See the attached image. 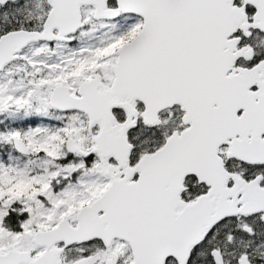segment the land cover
Masks as SVG:
<instances>
[{
	"label": "water",
	"instance_id": "water-1",
	"mask_svg": "<svg viewBox=\"0 0 264 264\" xmlns=\"http://www.w3.org/2000/svg\"><path fill=\"white\" fill-rule=\"evenodd\" d=\"M47 1L50 10L41 32L20 30L0 38V68L30 41H69L66 36L83 26L81 6H93L95 19L115 18L120 11L143 19L140 31L116 51L110 88L98 90L96 77L79 86V96L61 83L49 97L53 107L80 109L88 113L90 123L99 122L94 150L102 158L115 157L123 175L115 177L106 168L110 183L80 207L75 225L63 217L50 228L36 230L33 241L45 247L40 254L31 257L28 250L9 248L0 252V264H60L63 247L55 243L63 241L66 246L93 238L106 246L114 238L128 241L133 260L125 264H165L168 258L187 264L192 247L225 218L259 212L264 218V187L258 178L246 182L229 173L217 152L219 144L231 136L229 155L248 162L264 161V138L253 135L250 147H240L232 135L247 125L248 118H237L229 101L217 102L221 80L224 84L249 80L246 69H242L246 74H226L242 53L234 52L239 40L232 35L238 27L250 25L264 32V0H245L256 7L251 23L242 7L232 6L233 0H116L114 9L107 8L108 0ZM256 68H264V63ZM227 90L224 86L223 92ZM134 99L143 103V119L148 124L159 122V109L179 103L184 110L182 121L189 125L131 166L132 143L126 132L138 113ZM117 106L126 111L123 122H117L112 111ZM254 119L255 129H264L257 113ZM71 141L67 138L65 145L73 150ZM12 144L17 152L30 151L20 136H13ZM135 171L137 177L131 180ZM186 175H194L207 186L193 200L182 197ZM229 175L233 183L228 185ZM211 254L215 264H226L220 249L213 248ZM91 260L88 255L72 264H91ZM238 264H250L248 254H241Z\"/></svg>",
	"mask_w": 264,
	"mask_h": 264
},
{
	"label": "rangeland",
	"instance_id": "rangeland-1",
	"mask_svg": "<svg viewBox=\"0 0 264 264\" xmlns=\"http://www.w3.org/2000/svg\"><path fill=\"white\" fill-rule=\"evenodd\" d=\"M19 7L30 15L34 28L41 26L50 10L47 0H22ZM84 8L85 24L71 35L72 42L34 43L0 72V252L13 248L29 250L32 256L41 253L44 246L33 241L32 233L56 225L62 217L75 225L79 207L99 196L110 183V175L104 172L107 164L112 173L122 169L116 158L103 159L92 149L93 136L99 131L97 122L89 126L85 112L62 111L48 101L55 84L64 82L75 94L80 81L95 72H100L103 83L110 85L114 76L112 65L117 58L115 50L132 38L142 23L140 18L131 16L94 20L93 8ZM263 41L261 38L259 42ZM115 109L118 115L120 111ZM172 115L163 120V135L183 126L181 119L177 115L171 118ZM147 124L140 121L129 132L134 143L131 162L139 154L155 149L150 143L151 126ZM13 135L24 139L29 154L13 149ZM68 136L88 153L69 152L65 147ZM9 205L22 214L19 230L3 224ZM235 222L241 229L248 227L246 236L220 233L213 245L210 241L197 245L199 249L194 254L198 260L188 264H215L213 248L223 252L226 264H238L244 253L248 254L250 264H264L263 215L236 216ZM55 246L64 247L59 253L63 264H72L88 255H92L91 264H106L107 259L111 264L133 260L129 242L120 238H114L107 246L98 238L67 246L60 241ZM167 262L177 264L173 258Z\"/></svg>",
	"mask_w": 264,
	"mask_h": 264
},
{
	"label": "flooded vegetation",
	"instance_id": "flooded-vegetation-1",
	"mask_svg": "<svg viewBox=\"0 0 264 264\" xmlns=\"http://www.w3.org/2000/svg\"><path fill=\"white\" fill-rule=\"evenodd\" d=\"M21 1L22 0H8L5 3H0V38L2 36L7 35L9 32H15V31H20V30L29 31V32L30 31L41 32L43 30V23L44 22L41 24L40 27L34 28L35 25H32V22L30 21V15L26 11L21 12L19 10L20 9L19 6H20ZM108 2H109V0H108ZM234 5L243 8V10H244V12H245V14L247 16V21L249 23H251L252 22V17H253V15L255 13V10H256V7L253 4L245 2V0H233L232 6H234ZM116 6H117V4H116ZM116 6H110L109 3H108L107 8L108 9H114V8H116ZM84 7L93 8V6H81V12L80 13H81V16H82L83 26L85 24L84 21H83V15H82V9ZM93 11H94V8H93ZM130 16L131 17L140 18L141 22L143 23V19H142L141 16L136 15V14H131V13H128V12L120 11L119 14L115 18H102V19H95L93 17V13H92V17H93L94 20H105V19H107V20H115L117 18H125V17H130ZM14 18H16V19H14ZM142 23H141L140 29L142 27ZM83 26H81L80 28H82ZM80 28H78L77 30H79ZM140 29L137 31V33L140 31ZM75 32H73V33H71V34L66 36V38H69V41L68 40H65V41H63V40L62 41H58V40H54V41L38 40V41H30V42H28L20 51H16V52L13 53V55H12L13 57L10 59V61L6 62L0 68V72L4 71L7 68V66H9L11 63H14L17 59H19L21 57V55L24 54V52L27 49H29V47L32 44H34V43H46L47 44V43H53V42H56V41L70 43L73 40V37L71 35L74 34ZM53 33L54 34H58V30L54 29ZM232 37L238 38V40H239L238 43H237V46H236V50H234V52L235 51H239V52L241 51L242 53L241 54H237V56L234 59L232 65L227 70L226 74L227 75H230V74H246L244 72V70H242V69H246V70L250 71L249 75H246V78L249 79V80L242 81V82H237V83H228V84H224L223 81L221 80L218 83V86H217V102L218 101H223V100L229 101L232 104V106H234V113L237 116V118H240L241 116H246L248 118V123H246L247 125H245L244 128H242V129H239L240 127L236 128L237 130L235 129V133H234V135H232L238 140V144L240 145V147L245 148L246 146L250 147V145H251V143L253 141V135H258V136H260L261 139L264 138V129H261L260 126H258V129H255V126L253 125V124H255V119L254 118H255V114L257 113L260 116V118H261V121L259 122V125L262 124L264 126V68H256L261 63H264V41H263V43L259 42L261 38L264 39V32H262L258 28H254L253 26L250 25L249 27H246V28L238 27L236 29V31L233 33ZM125 42H127V41H125ZM117 49L115 50V54H117L116 53ZM117 57H118V54H117ZM116 60H117V58H116ZM116 60H115V62H116ZM113 72H114V68H113ZM114 76H115V74H114ZM114 76H113V79H114ZM96 77H98L99 82H100V84L97 86L98 90H104V89H107V88L111 87L113 79H112L110 85H108V86L105 85L103 83V81H102V75H101L100 72H95L89 78H86V79H83L82 81H80V83L78 84V88H77L75 94L70 91V86L68 84H66L64 82H60V83H57V84H61V83L66 84V86L69 89V93L70 94L75 95V96H79L80 95V93L78 92L79 86L83 82L88 81V80H90L92 78H96ZM57 84H55L53 86V88ZM224 86H228V90H227L228 92L227 91L223 92ZM53 88H52V90H53ZM52 90H51V92H52ZM51 92H50V94H51ZM50 94H49V97H50ZM133 105L137 109L138 113H137V115L135 117H133V119H135L134 125L129 127L127 129V132H126L129 142L132 143L131 153H132V150L134 148V143L130 139L129 132H130V130L132 128L136 127L137 124L140 121H143L144 123H146L144 121V119H143V114H142L143 111H144L143 103L140 100H138V99H134L133 100ZM54 108H56V107H54ZM115 108H117V111H120V112H118V115H116V113H115V111H116ZM56 109H59V108H56ZM70 109H76V108H69V109H66V110H70ZM59 110H62V109H59ZM66 110H62V111H66ZM77 110H80V109H77ZM81 111H83V110H81ZM112 111H113V113H114V115L116 117V121L117 122L125 121V119H126V111L122 107H119V106L113 107ZM83 112H85V111H83ZM85 113L88 116V125L89 126H91L92 124H94L96 122L99 124L98 121H94V122L90 123V117H89L87 112H85ZM170 113L173 114L174 116L177 115L179 117V119H181V122H182L183 126L180 127V128H177V129H176V127H174V129H172L171 131H168L165 135H163L162 128L165 129V127L162 126L163 125L162 123H163V120L166 117V115H170ZM122 114H124V116ZM157 114H158V117H159V122L156 123V124H147V125L151 126L150 127V129L152 131V135L151 136H153V137H151L152 139H151L150 143L153 144V147H155V149H153L152 151H149V152H145L141 156H138L137 159L135 160V162L134 161L131 162L130 161V157L131 156H129V164L131 166L135 165V163L144 154L153 153L154 151L159 149L166 142L167 138L172 133H174V132L180 133L183 129H185L189 125V124H184L183 121H182L184 110L181 108V105L179 103H173L172 105H169V106H167V107H165L163 109L161 108V109L158 110ZM173 115L171 116V118L173 117ZM99 132H100V124H99V131L93 136V140H94V146L92 147L93 150H94V147L96 145L95 136ZM13 136H15V135H13ZM13 136H12V138H13ZM67 138H71L72 139L71 144H72V149L73 150H70L65 145L66 149L69 152H73V153L74 152H78V153H84V154L88 153V151L83 150L76 143V141H75V139L73 137L68 136V137H66V139ZM232 139L233 138L231 136L228 137L227 141L219 144L218 149H217L218 155L220 157H222V159H223L225 169L231 174L240 176L246 182H249V181H252L255 178H258V184L260 186L264 187V161L248 162V161H244V160H242V159H240L238 157L229 155L228 154V151L230 149L229 141H231ZM12 146H13V144H12ZM13 149H15L14 146H13ZM150 150H151V148H150ZM94 151H96V150H94ZM97 153H98V151H97ZM131 153H130V155H131ZM109 156H111V155H109ZM100 157H101V155H100ZM106 157H108V156H106ZM106 157H104V158H106ZM106 168H108L110 174L115 175V177H121L123 175V168L118 170L116 173H112L110 171V165L109 164H107ZM105 169H104V172H105ZM137 174H138V171H135L133 176L130 179L131 180L132 179H136ZM188 177H193V179L195 181H193V180L188 181ZM183 183H184L185 189L182 192V197H183V194L186 191L190 190L189 187H190L191 184L197 183V184L203 185L205 187V190L201 191V193L206 191V189H207L206 184L199 182L194 175H186L184 180H183ZM232 183H233V179L229 175L228 178H227V184L229 185V184H232ZM194 191L196 193L193 194L192 197H189L188 199H186L184 197L183 198L185 200H193V199H195L200 194V192H199L198 189L194 190ZM95 198H97V197H95ZM95 198H92L91 201L93 199H95ZM91 201H89L88 203H90ZM85 204H87V203H85ZM260 213L263 215V212H259V213H255V214H260ZM255 214H246V215L238 214V215H235V216H237V217L238 216H245L246 217L248 215H255ZM243 230L248 232V227L244 226ZM30 256L31 257H35V256H32L31 253H30ZM223 257H224V255H223ZM21 263L26 264L25 262H21ZM21 263H19V264H21ZM60 264H63L62 260L60 261Z\"/></svg>",
	"mask_w": 264,
	"mask_h": 264
},
{
	"label": "trees",
	"instance_id": "trees-1",
	"mask_svg": "<svg viewBox=\"0 0 264 264\" xmlns=\"http://www.w3.org/2000/svg\"><path fill=\"white\" fill-rule=\"evenodd\" d=\"M109 5L110 6H116V1L115 0H109ZM16 19V18H14ZM152 135V132H151ZM153 137V136H152ZM140 155V154H139ZM138 155V156H139ZM195 181L193 179V177H188V181ZM196 184V185H195ZM191 184L188 191H186L183 194V197L188 199L189 197H192L193 194H195L196 192L194 190H199V192L201 193V191L205 190V187L201 184ZM22 218V214H18L17 211L14 209L13 206L9 205L6 214L3 216V224L6 227H9L11 229L14 230H19L18 227V221L19 219ZM236 216H231L228 217L224 220H222L221 222H219L217 225H215L206 235L205 239L203 242H201L200 244L204 243V242H208L210 241L213 245V242L215 240V237H220V233H227L230 236H235L238 238H242L244 236H246L247 231L239 228L235 222ZM193 250H191V254L189 257L188 262L192 261V260H198V258L196 257V255L194 254L196 252V250L199 249V246L193 247ZM208 253L210 252L209 249L206 250ZM174 261V260H173ZM175 262V261H174ZM166 264H170V262H167ZM188 264V263H187Z\"/></svg>",
	"mask_w": 264,
	"mask_h": 264
}]
</instances>
